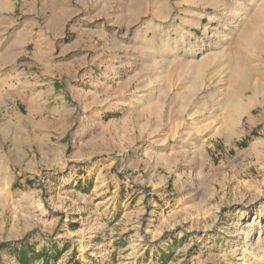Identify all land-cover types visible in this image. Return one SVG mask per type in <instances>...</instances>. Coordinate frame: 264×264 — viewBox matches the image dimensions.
Instances as JSON below:
<instances>
[{"label": "rangeland", "instance_id": "rangeland-1", "mask_svg": "<svg viewBox=\"0 0 264 264\" xmlns=\"http://www.w3.org/2000/svg\"><path fill=\"white\" fill-rule=\"evenodd\" d=\"M0 12L6 39L22 31L16 60L41 74L50 62L48 79L73 87L51 137L67 164L33 142L9 165L0 138V264L25 244L65 248L49 264H264V0H0ZM118 92L134 98L88 139L98 156L68 164L88 152L73 140L83 113ZM101 160L130 208L105 229L77 176Z\"/></svg>", "mask_w": 264, "mask_h": 264}, {"label": "crops", "instance_id": "crops-1", "mask_svg": "<svg viewBox=\"0 0 264 264\" xmlns=\"http://www.w3.org/2000/svg\"><path fill=\"white\" fill-rule=\"evenodd\" d=\"M6 22L5 15L0 12V26L4 30ZM3 32L0 33V116L6 117V126H0V138L9 149L5 154V158L8 159L7 164L23 165L26 159L24 150L35 142L42 150L51 153L50 156L54 159L48 161L54 167L64 166V163H67L63 150L53 149L54 143L51 137L56 126L63 120L64 113L68 108L67 102H64V94L71 93L73 87L69 88L70 90H65L63 85L53 84L48 79L49 76L46 74H53V66L50 62L43 64L45 72L41 74L32 69L31 63L16 60L21 47L22 31H15L13 40L6 39ZM91 71L95 72V70ZM76 85H79V78L76 80ZM74 89L78 91L79 87L75 86ZM133 98L132 94L118 92L114 98H106V102L91 106L87 112L83 113L84 121L74 130L73 140H78L76 142L80 143L81 147L88 148V152L87 155L86 153H77L72 157L74 162L68 164L87 165L90 164L87 160L98 156L97 154L100 152L96 149L97 146H93V142L88 143V139L96 132L101 131L104 118H115L118 113H121L122 107H127ZM83 137H85L84 141ZM103 161L93 163L87 170L77 174V176H90L86 180L87 184L92 185L89 195L93 201L96 200L92 205L95 217L104 221L103 227L100 229H105L109 225V227L117 226L119 221L121 222V219L130 211L128 204L125 205L128 198H125L124 191L118 188L110 191L109 187H106L112 177L107 179L110 163ZM27 166L30 170L35 167L32 162L27 163ZM4 169H2L5 172L4 176H10V173ZM81 183L83 186L85 185V181ZM135 205L132 204L131 207L133 208ZM53 247L57 248L56 245ZM42 249L44 248L42 247ZM42 249L35 251L39 252ZM45 250L51 253L49 249ZM160 255L162 254L160 253Z\"/></svg>", "mask_w": 264, "mask_h": 264}, {"label": "trees", "instance_id": "trees-1", "mask_svg": "<svg viewBox=\"0 0 264 264\" xmlns=\"http://www.w3.org/2000/svg\"><path fill=\"white\" fill-rule=\"evenodd\" d=\"M64 249L61 252L55 250L54 255H52L45 249L36 252L33 248L25 244L21 245L20 248H14L12 252L19 264H34L35 262H39L40 260H42V264H49L50 260L57 261L63 253Z\"/></svg>", "mask_w": 264, "mask_h": 264}]
</instances>
